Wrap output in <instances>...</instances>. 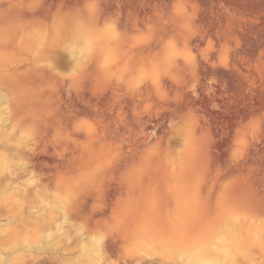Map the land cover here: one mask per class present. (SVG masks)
<instances>
[{
    "label": "rangeland",
    "instance_id": "rangeland-1",
    "mask_svg": "<svg viewBox=\"0 0 264 264\" xmlns=\"http://www.w3.org/2000/svg\"><path fill=\"white\" fill-rule=\"evenodd\" d=\"M199 259L264 264V0H0V264Z\"/></svg>",
    "mask_w": 264,
    "mask_h": 264
},
{
    "label": "bare ground",
    "instance_id": "bare-ground-1",
    "mask_svg": "<svg viewBox=\"0 0 264 264\" xmlns=\"http://www.w3.org/2000/svg\"><path fill=\"white\" fill-rule=\"evenodd\" d=\"M220 241L222 242V239H220ZM221 247H223V245L221 244ZM208 260H201L199 259L198 262H195L194 264H207Z\"/></svg>",
    "mask_w": 264,
    "mask_h": 264
}]
</instances>
